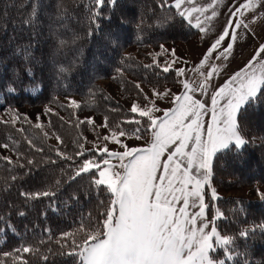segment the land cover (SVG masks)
<instances>
[{
	"label": "trees",
	"instance_id": "obj_1",
	"mask_svg": "<svg viewBox=\"0 0 264 264\" xmlns=\"http://www.w3.org/2000/svg\"><path fill=\"white\" fill-rule=\"evenodd\" d=\"M162 3L163 0H117L114 6L105 3L99 9L103 15L93 23L94 0H0V116L17 107L56 104L60 98L75 96L82 100L79 108L107 117L110 129L119 126L135 135L138 126L125 121L137 116L111 98L99 82L108 79L122 84L127 97L145 105L152 102L135 87L137 82L157 92L176 86V71L170 68L164 72L158 64L159 57L157 62L144 56L149 62L145 63L128 52L131 47L164 49L166 45L173 47L182 41L200 39L195 26L170 4L161 7ZM238 122L248 143L240 149L232 146L218 153L213 159L211 179L217 184H221L222 177H231L246 184L264 185V97L246 105ZM21 124L23 128L0 118V141L23 154L19 158L17 155L12 165L0 160V227L5 228L0 233V261L14 264L2 253L30 245L40 252L25 254L29 264H81L77 256L61 254L71 250L72 239L62 240V235L73 233L79 242L84 237L78 232L81 224L100 227L104 219L101 213L106 211L111 194L105 186L92 183L95 171L71 179L76 165L84 159L76 157L82 140L72 133V128L76 131L75 126L81 125L64 124L66 133L59 135L63 143L54 146L39 139L35 133L38 128ZM150 134L142 132L141 139L147 141ZM29 140L34 150L29 149ZM57 148L73 159L58 156ZM84 150L88 156L101 159L94 149ZM29 159L33 164L27 163ZM226 169L228 174H224ZM243 174L247 176L243 178ZM13 176L17 179L13 180ZM56 180L61 183L55 197L26 200L20 195L22 191L49 190ZM217 202L224 213L216 221L217 226L237 237L231 246L237 255L226 264H264V230L256 228L264 223V201L219 198ZM20 211L25 215L19 216ZM206 211L208 214L209 208ZM9 223L15 232L7 228ZM246 228L256 230L247 238H239L238 232ZM57 241L67 247L61 248ZM42 255L49 259L42 260Z\"/></svg>",
	"mask_w": 264,
	"mask_h": 264
},
{
	"label": "snow or ice",
	"instance_id": "obj_2",
	"mask_svg": "<svg viewBox=\"0 0 264 264\" xmlns=\"http://www.w3.org/2000/svg\"><path fill=\"white\" fill-rule=\"evenodd\" d=\"M217 2L218 0H212L206 6H197L196 0H173L171 6L189 24L195 14V27L204 32V21H211L218 15L215 10ZM105 3L114 6L117 0H94L93 23H96V17L103 15L99 9L103 8ZM261 4H264V0H245L244 3L231 8L227 22L204 53L196 71L203 69L210 59L229 58L237 40L238 30H248L250 24L260 18L253 16L251 20H245V12H253ZM185 5L191 6L184 7ZM166 6L168 0H163L161 7ZM170 67L171 65L165 66L163 71L168 72ZM220 71L221 67L213 63L206 72L199 71L203 79L198 86L184 82L185 91L173 97L175 106L164 110L162 116L153 115L154 112L161 111L154 103L144 107L133 103L131 113L138 114L140 118H147L146 127H137L134 130L136 139L142 138V132L151 133V141L145 147L129 149L119 139L127 134L119 126L110 129V136L106 135L102 139H111L112 143L125 149L123 152L109 151L105 146L96 150L101 157L97 160L86 154L83 144L79 145L80 151L76 153V157L84 159L76 165L71 179L95 171L98 177L93 176L92 183L97 187L105 186L111 194V199L106 211L101 213L104 219L100 227H85L81 224L78 232L84 233V237L79 242L73 233L62 235V240L72 237L71 250L62 252V255H75L81 264H226L225 258L227 261L233 260L237 253L230 246L235 245L237 237L222 234L218 229L216 221L223 218L224 213L215 208V205H212L215 215L212 219L208 218L206 210L209 204L205 202L204 189L205 186L211 189L212 201L218 199L217 191L211 185L214 157L230 150L232 146L240 149L248 143L238 117L246 105L258 102L264 97V44L256 49L244 67L235 71L214 91L209 92L213 87L211 81ZM184 73V68L177 69L178 76H183ZM135 87L140 89V84L136 83ZM195 92H199L201 96H210V104L194 98ZM153 94L162 96L168 93L154 91ZM71 104L73 107H80L74 100ZM206 116L210 117L207 122L204 120ZM24 119L27 120V116ZM86 122L93 123V120L87 118ZM125 122L141 125V119L135 116ZM35 127L42 128V125L36 123ZM102 127H109L107 117ZM44 135L48 136V133L45 132ZM56 139L63 143L60 136L57 135ZM28 143L32 145L30 140ZM0 147L8 149L10 145L4 143ZM35 150L43 151L42 148ZM55 151L63 159H73L63 154L59 148ZM105 153L107 158H103ZM22 155L18 153V158ZM112 159L118 161V164H113ZM0 160L9 165L16 163L8 156H0ZM50 162L56 163L55 160ZM27 163L33 164V160L29 159ZM12 179L16 180L17 177L13 176ZM60 183V180H56L49 190L22 191L20 195L26 200L55 197V189ZM52 210H56L54 206ZM18 215L24 216L25 212L20 211ZM7 228L12 232L16 231L10 223ZM256 228L264 230V223ZM256 228L241 230L238 237L247 238ZM4 231L5 228L0 227V233ZM57 243L61 248L67 247L61 241ZM218 250H223L225 258L214 255ZM39 252V248L22 245L2 255L11 257L14 264H29L25 254ZM40 258L44 261L49 259L48 255H42ZM0 264H3V261H0Z\"/></svg>",
	"mask_w": 264,
	"mask_h": 264
},
{
	"label": "rangeland",
	"instance_id": "obj_3",
	"mask_svg": "<svg viewBox=\"0 0 264 264\" xmlns=\"http://www.w3.org/2000/svg\"><path fill=\"white\" fill-rule=\"evenodd\" d=\"M171 2L172 1H168V4L172 5ZM207 2L208 0H205L201 3V5ZM184 7H188V5H185ZM230 8H231V5H230ZM216 10L222 11L223 9L219 8ZM175 11L178 13L176 9ZM216 18H220L221 20L223 17L217 16ZM198 33H199V38H200L201 33L200 32ZM199 40L200 39H198L197 41H182V42L177 43L173 47L166 45L164 49L161 48V49H155V50L154 49L138 50L136 47H131L128 50V52L129 54H132L133 56H135V58L138 61L141 60L145 63H149V62H146L147 60L145 61L144 56L149 55V57L153 59V61H157V58L159 57L160 63L158 64L162 69L165 66L171 65L170 68L177 71V69L184 68L183 65L186 63L187 60L191 63L192 66H194L196 62L195 55L197 54L200 55L204 49V46H202L198 51H195ZM148 51H151V52H148ZM173 60H175L176 62L172 63ZM194 77H195L194 72L188 71L187 69H185V73L183 76L177 75L176 87L180 85L178 87L180 88L179 89L180 93H183L185 91L183 88L184 82H189L190 84L194 85V81H195ZM137 83L140 84V89L145 95V97H147L150 100V102L154 103L157 108L161 109L160 112H154L153 113L154 116H162L164 110L170 109L175 106L173 103V97L175 96L173 88L169 87L160 92H157L154 88H151L140 82H137ZM99 84L111 96V98L118 101L119 103L121 102L129 110L131 109L133 103H137L141 107L146 106L142 102L139 103L138 101L127 97L126 93L122 89L123 87L122 84L114 83L113 81L108 80V79L101 80ZM126 86L129 88V85H126ZM154 91L156 93L167 92L168 94L157 96L153 94ZM73 100L76 101L78 104L82 103V100L75 96L63 97V98H60L59 102L56 104L48 103V104H43L39 106L17 107L16 109H12L11 111L3 112L0 118L2 120L11 121L13 126L20 127V128H23L24 126L21 124L22 122H24V124L26 123L25 125L29 124L32 126H35L36 123H40L42 125V128L36 129L35 133L39 135L40 140H45L54 146H57L59 144V142L56 139V136L66 133L65 131H63V129L67 130L64 124H66L67 126H69L70 123L78 124L81 126L80 127L75 126L76 131L72 128V133H74V135H78L79 139L81 138L83 146L86 147L87 149H94L96 151L97 149H102L103 147L107 146L109 151H119V152L125 151V149L121 147L119 144L112 143L111 139H109L108 141H104L102 139L106 135L110 136V127L108 128L102 127V125L105 123V118L102 115H98L97 113L93 111L91 112L88 108L73 107L71 104V101ZM151 104H148V105H151ZM46 110H50V111H46ZM135 115L137 116L136 118L141 119V125H137V126L146 127L147 120L145 118L138 117V114H135ZM25 116H27L28 118L27 120L24 119ZM38 116H39V120H37ZM87 118H92L93 123H87L86 122ZM58 121L62 122V125L61 124L58 125L57 123ZM81 121H84L83 125ZM56 125H58L57 128H56ZM45 132L48 133V136L44 135ZM144 134L145 132H143V135ZM22 138L24 139L26 143V138L24 136H22ZM119 139L122 141V143L126 144L129 149L137 148V147H145L151 141V134L147 138V141L143 139H136L135 135L132 133L126 134L123 137H119ZM3 144L4 143L0 141V145H3ZM27 145L30 150H34L33 142H32V145H29V144ZM0 154L1 156L3 155V156L11 157L13 161L14 159H16V156L18 155L16 151L11 150L10 148L5 149L3 147H0ZM103 158H107L106 153L104 154ZM111 162L113 164H118V161H116L115 159H112ZM231 171L233 172V170ZM225 172L226 173L221 172L220 174L222 173L228 174L229 172L228 169H226ZM245 176L247 175L246 174L242 175L243 178ZM97 177H98V173H97ZM222 178L223 179L221 181V184H217V182L211 179V185L212 187L216 189L217 194H218V199L219 198L233 199V200L241 199V200L254 201V202L264 201V198H262V194H264V185L257 184V183L256 184H246L241 179L235 180L234 178H231V177L230 178L222 177ZM204 192H205V202L207 201V203L209 204V213L207 215L211 214L208 216V218L212 219V216L215 215V208H219V204L217 202L218 199L215 201L211 200V195H210L211 189H209L207 186H205ZM212 205H215V208ZM195 210L196 209H192V211H195ZM218 229L221 231L222 234L228 235L227 233L222 231L219 227ZM214 255L219 258H225L223 256V250H218L217 253H215Z\"/></svg>",
	"mask_w": 264,
	"mask_h": 264
},
{
	"label": "crops",
	"instance_id": "obj_4",
	"mask_svg": "<svg viewBox=\"0 0 264 264\" xmlns=\"http://www.w3.org/2000/svg\"><path fill=\"white\" fill-rule=\"evenodd\" d=\"M172 1L173 0H168ZM205 0H196L197 6H200L201 3ZM212 0H208L207 3H204L203 5L206 6L207 4L211 3ZM245 0H218V2L215 5V10L222 8V11H217L218 15L220 17H223L221 20L220 18H214L211 21L205 20L202 24V27L206 29V31L201 32L198 28L199 32L201 33L200 40L198 42V45L196 46V50L198 51L202 46H204V49L200 55H195L196 62L194 66L191 65V63L187 60L186 63L183 65L185 69L188 71L194 72V85L198 86L200 81L203 79L199 71H207L208 67H210L211 64L215 63L218 66L221 67V71L219 75L214 76L213 80L211 81L213 87L209 89V92L214 91L217 87H219L221 84L224 83V81L232 75L235 71H239L244 65L252 58L254 55L256 49L261 44H264V15H260L261 13H264V4L259 5L253 12H245L244 19L245 20H251L253 16H259L260 18L256 20L255 23L250 24L249 29L245 30L241 28L238 30L237 33V40L234 44L232 54L229 56L227 60H215L210 59L208 61V64L205 65L203 69H200L199 71H196V66L200 63V60L203 58L204 53L208 50L211 43L218 37L219 33L222 31L223 26L227 22L228 13L231 11V8L233 6H238L240 3H244ZM231 5V8H230ZM191 5H188L190 7ZM209 10V14H210ZM204 17H201V20H203ZM220 20V22H219ZM195 14L192 19V25L195 26ZM216 54L214 53V56ZM177 72V71H176ZM180 86V85H179ZM179 86L171 87L174 90V95L177 94H183L180 93L178 88ZM194 98L201 99L202 101L207 102L210 104V96H201L199 92L194 93ZM210 117L206 116L204 117V120L207 122L209 121ZM150 143V142H149Z\"/></svg>",
	"mask_w": 264,
	"mask_h": 264
}]
</instances>
